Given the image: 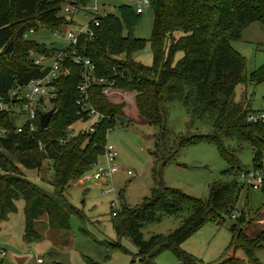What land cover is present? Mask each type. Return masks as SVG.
<instances>
[{"label":"trees","instance_id":"16d2710c","mask_svg":"<svg viewBox=\"0 0 264 264\" xmlns=\"http://www.w3.org/2000/svg\"><path fill=\"white\" fill-rule=\"evenodd\" d=\"M64 1L0 0V104L8 102L11 90L48 73V68L34 65L33 59L37 55L51 57L58 50L48 49L25 35L39 28L56 34L63 26L72 25V16L61 15ZM149 5L153 24L148 40L133 36L142 15L129 5H120L118 18L112 14L100 17L92 37L82 35L75 45L62 50L63 65L69 73L56 81L54 112L45 130L40 129L37 120L34 133H17L10 115L0 112V129L8 131L0 136V222L14 211L15 202L22 199L26 240L38 239L35 226L42 217H46L52 229L69 230L63 192L93 169L103 155L107 132L123 117L122 105L110 104L101 86L92 84L89 101L110 120L96 125L92 134L80 133L60 143L65 139L66 129L79 122L75 101L83 69L73 59L80 58L94 65L97 79L107 80L113 84L112 88L132 92L139 116L157 131L153 135L154 149L149 152L154 180L150 195L133 207L120 209L111 219L116 238L130 239L136 249L132 262L156 264L157 256L169 251L180 264H197L196 258L182 250L181 245L206 224L221 225L236 214L229 227L231 242L225 250L227 257L219 264H237L239 260L233 257L238 249L244 252L247 264H261L255 251L264 249V229L251 237L245 233L243 226L249 222L245 213L236 209L241 185L214 183L207 200L202 201L166 187L160 174L182 148L199 143L216 147L228 165L222 174L242 172L224 139L247 143L254 151V168L264 155V125L247 124L245 117L250 105L244 107L234 101L238 85L264 83V63L247 74L245 58L231 45L241 39L242 32L251 24L260 23L264 27V0H149ZM147 43L152 54L150 66L132 57ZM177 53L182 56L174 63ZM175 100L181 102L190 123L206 119L212 124L213 133L179 136L176 144L168 148L167 105ZM45 161L53 172L55 197L24 178L19 169L41 170ZM260 192L264 197V180ZM185 209L189 215L174 231L143 239L139 230L144 223L177 215ZM109 247L119 249L120 245L114 242Z\"/></svg>","mask_w":264,"mask_h":264},{"label":"rangeland","instance_id":"374dc122","mask_svg":"<svg viewBox=\"0 0 264 264\" xmlns=\"http://www.w3.org/2000/svg\"><path fill=\"white\" fill-rule=\"evenodd\" d=\"M141 0H65L61 4V15L72 16L73 24L63 26L53 34L45 28L27 33L26 37L48 49L62 51L70 45L66 35L69 31L77 34L88 26L91 15L85 19V13L112 14L119 17L118 7L129 5L136 7ZM72 4V5H70ZM76 8L72 14L65 8ZM153 24V12L150 6L143 7L141 21L133 30V36L148 40ZM180 34H176L179 37ZM232 47L246 60V73L250 74L264 63V27L260 23L248 26L241 39L233 42ZM182 54L174 57L176 63ZM133 59L144 66L152 64L150 45L133 54ZM114 105H122L120 111L125 124L118 121L106 134V146L113 147L117 153L118 172L111 179L96 181L92 179L95 170H91L79 181L72 183L63 192V208L69 217V230L52 229L42 217L35 226L38 239L28 241L24 237L25 216L24 201L18 199L14 211L8 213L0 222V264H140L132 262L136 254L130 239L116 238L112 227V213L122 208L133 207L144 197L150 195L154 187L152 175L153 161L149 152L153 151L156 129L139 116L133 93L112 88L105 96ZM234 101L250 105L254 111L264 110V83L260 85H238L234 92ZM26 117L18 109L11 116V123L21 126ZM167 147L176 144L179 136H190L213 133L212 124L206 119L190 123L181 102L167 105L166 115ZM87 124L77 122L71 126L74 132L85 129ZM224 145L234 153L242 171L264 170V155L252 167L253 149L236 139H224ZM100 167L106 168L100 157ZM23 177L37 185L48 195L55 197L52 186L53 172L45 161L41 170H27L19 167ZM228 169L214 145L199 143L182 148L175 160L164 167L160 174L162 183L180 190L186 195L205 201L212 184L233 183L242 185L238 175L222 174ZM130 172L131 175H128ZM236 209L246 215L248 225L243 226L245 233L251 237L264 229V197L260 191L241 186ZM189 215L188 210L173 216H161L158 221L144 223L139 232L144 240L153 235H167L174 231ZM237 216V215H236ZM235 216V217H236ZM234 218L226 219L221 225L208 223L181 245V249L196 258L197 264H219L226 258L225 250L231 242L229 227ZM117 242L119 249H112L109 244ZM256 259L264 264V249L255 251ZM237 264H245L246 256L241 249L236 250L234 257ZM37 260H41L40 263ZM156 264H180L175 256L165 251L157 256ZM247 264V263H246Z\"/></svg>","mask_w":264,"mask_h":264},{"label":"built area","instance_id":"2783aa9c","mask_svg":"<svg viewBox=\"0 0 264 264\" xmlns=\"http://www.w3.org/2000/svg\"><path fill=\"white\" fill-rule=\"evenodd\" d=\"M149 5V0H141L136 5L135 13L142 15L143 7ZM65 12L72 14L76 11V8H65ZM94 13H85V19L88 15H91L92 19L89 20L88 26L81 29L77 34L69 31L66 35L67 39L70 41V45H75L78 37L86 35L92 37L93 28L98 27V20L100 17L106 15H100L98 13V8L93 9ZM31 33V32H29ZM25 38L26 35H25ZM64 53L58 51L51 57H46L42 55H37L34 57V65L39 66L43 69L48 68V73L41 77L30 81L27 85L21 88L13 89L8 94V102H2L0 104V112H5L11 116L14 115V111L18 109L21 114L26 117V121L21 126H15V131L17 133L27 132L32 134L36 131L37 127L35 125L42 114L49 112L52 109V102L56 98V81L64 76L68 75V69L63 65ZM74 63L79 65L82 64V83L78 86V98L75 101L76 107L78 108L79 122L87 124L85 129L74 132L70 127L66 129L65 139L61 140L60 143L64 144L67 140L76 137L80 133L92 134L95 132V126L101 123L103 120L109 121L110 117L108 115L98 112L90 103L88 90L92 84H97L102 88V94L107 96L111 90L113 84L104 79H97L94 76V65L88 60H82L80 58H74ZM84 115L85 118H84ZM87 117V118H86ZM245 122L249 125H264V110H250L245 117ZM7 130L0 129V136L6 135ZM105 161L106 168L100 167L98 162L94 165L93 170L95 173L92 179L107 180L111 179V176L118 172L119 166L117 164V153L114 151L113 147H104V152L102 157ZM128 175H131L128 172ZM244 187H247L254 191H260L263 180H264V170L251 169L249 171H242L238 176ZM116 212L112 213L115 216ZM236 214L232 217L235 218ZM38 263L41 260H37Z\"/></svg>","mask_w":264,"mask_h":264},{"label":"water","instance_id":"95a60500","mask_svg":"<svg viewBox=\"0 0 264 264\" xmlns=\"http://www.w3.org/2000/svg\"><path fill=\"white\" fill-rule=\"evenodd\" d=\"M72 5V4H71ZM54 110H50L49 112L42 114L39 118V127L41 130H45L49 124V121L52 117ZM118 122L121 124L126 123V119L123 117L118 118Z\"/></svg>","mask_w":264,"mask_h":264},{"label":"crops","instance_id":"0c3cea01","mask_svg":"<svg viewBox=\"0 0 264 264\" xmlns=\"http://www.w3.org/2000/svg\"><path fill=\"white\" fill-rule=\"evenodd\" d=\"M71 5V4H70Z\"/></svg>","mask_w":264,"mask_h":264}]
</instances>
